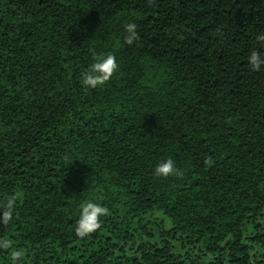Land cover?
Returning a JSON list of instances; mask_svg holds the SVG:
<instances>
[{"label":"trees","instance_id":"trees-1","mask_svg":"<svg viewBox=\"0 0 264 264\" xmlns=\"http://www.w3.org/2000/svg\"><path fill=\"white\" fill-rule=\"evenodd\" d=\"M253 49L264 0H0V264H264ZM104 54L118 70L85 88ZM169 157L183 177L153 175ZM88 199L110 212L81 237Z\"/></svg>","mask_w":264,"mask_h":264},{"label":"clouds","instance_id":"clouds-1","mask_svg":"<svg viewBox=\"0 0 264 264\" xmlns=\"http://www.w3.org/2000/svg\"><path fill=\"white\" fill-rule=\"evenodd\" d=\"M126 35L124 41L127 44H132L137 39L136 25L128 23L124 26ZM248 62L252 70H261L264 66V54L257 52L255 49L250 51ZM118 70L116 57L112 54L98 55L94 57L86 70L82 74V86L85 88H96L105 84L113 74ZM153 175L156 177L167 178L170 176L183 177L184 172L176 166L172 158H165L158 162L153 168ZM15 208V198L7 197L0 201V222L8 223L13 216ZM78 218L75 223V233L78 236L85 237L99 228L101 218L108 215L110 209L99 202H94L91 199L84 200L79 203L77 207ZM9 241L0 242V247L7 248ZM21 252H14L11 260L15 261L17 257L21 256Z\"/></svg>","mask_w":264,"mask_h":264}]
</instances>
